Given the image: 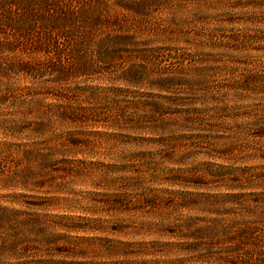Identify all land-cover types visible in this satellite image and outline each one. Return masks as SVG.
Returning a JSON list of instances; mask_svg holds the SVG:
<instances>
[{"label":"rangeland","instance_id":"374dc122","mask_svg":"<svg viewBox=\"0 0 264 264\" xmlns=\"http://www.w3.org/2000/svg\"><path fill=\"white\" fill-rule=\"evenodd\" d=\"M62 95L90 149L26 189L15 128ZM3 208L20 264H264V0H0Z\"/></svg>","mask_w":264,"mask_h":264},{"label":"trees","instance_id":"16d2710c","mask_svg":"<svg viewBox=\"0 0 264 264\" xmlns=\"http://www.w3.org/2000/svg\"><path fill=\"white\" fill-rule=\"evenodd\" d=\"M82 44L84 43H79L80 47H83ZM26 66L28 65H22V70L19 72L31 76L38 75L37 77H40L41 74L39 75V70L24 68ZM87 69L88 67L86 66L84 70L81 69L77 71L78 73L71 74L70 76L75 75V77H77L83 71H88ZM68 73L69 72H61L62 76L59 75L58 79L63 78V82L70 81V79L67 78L70 77ZM70 78L73 79L72 77ZM32 97L33 96L30 98ZM58 97L59 99H57ZM57 98L55 100L58 101V104L53 103L46 106L42 105L41 101H31V99L28 103L31 109L37 107L41 108L36 111L37 120L27 128H22L19 125L15 128L17 133L28 132L30 136L29 139L37 141L27 146L25 149L19 148V152L23 155L26 164L25 169L21 170V176L27 183V185L24 186L26 189H30V187L38 189L47 187L50 181H46V178L49 177L50 179L53 172L58 173L60 165L68 167V172L65 173V175L70 176L74 174V169L78 168L75 166V163L70 162L67 157H76L81 153L80 150L88 149V147L90 149L91 144L88 141L89 137L82 132L88 124L85 122V117L82 118L83 116L81 115L75 116L72 114V105L64 106L65 104H59V102H64L63 100L66 98L64 95L61 97L57 96ZM34 101L37 102L34 104ZM34 113L33 115H35ZM33 118L35 117L33 116ZM7 209L8 208H3L0 211V224H5L10 231L8 237L0 246V262H2L0 264H4L5 260L7 264H11V261L20 264V262L26 258L33 259L35 257L30 255V249L27 247L30 240L35 238V236H31L29 233L31 231L36 232L40 229L41 223L39 219L32 218L30 215L24 220H21V218L26 215H23L21 210L11 209V211H9ZM45 222L43 225L47 229H52L51 225ZM42 231L44 233L43 228ZM38 238L37 244L42 240V237ZM45 239L49 242V239ZM39 264L44 263L40 262ZM46 264L49 263L47 262Z\"/></svg>","mask_w":264,"mask_h":264}]
</instances>
